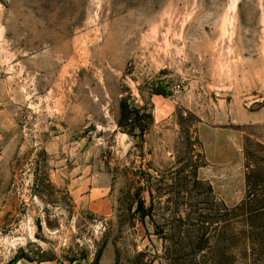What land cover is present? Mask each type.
Listing matches in <instances>:
<instances>
[{
  "label": "rangeland",
  "instance_id": "1",
  "mask_svg": "<svg viewBox=\"0 0 264 264\" xmlns=\"http://www.w3.org/2000/svg\"><path fill=\"white\" fill-rule=\"evenodd\" d=\"M261 104L264 0H0V264H264Z\"/></svg>",
  "mask_w": 264,
  "mask_h": 264
},
{
  "label": "crops",
  "instance_id": "2",
  "mask_svg": "<svg viewBox=\"0 0 264 264\" xmlns=\"http://www.w3.org/2000/svg\"><path fill=\"white\" fill-rule=\"evenodd\" d=\"M250 109H251V114L248 115L245 122L255 123L260 121V124H264V104L250 107ZM220 164L222 165L221 167L225 168L227 164H233V161L228 162L227 160H222Z\"/></svg>",
  "mask_w": 264,
  "mask_h": 264
},
{
  "label": "trees",
  "instance_id": "3",
  "mask_svg": "<svg viewBox=\"0 0 264 264\" xmlns=\"http://www.w3.org/2000/svg\"><path fill=\"white\" fill-rule=\"evenodd\" d=\"M129 110L126 106H121V119H126L128 118V115H129ZM260 209H264V206H262ZM139 210H141V206L139 207Z\"/></svg>",
  "mask_w": 264,
  "mask_h": 264
}]
</instances>
